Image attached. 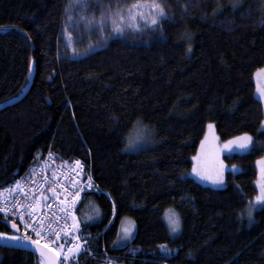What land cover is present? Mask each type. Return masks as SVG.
Returning a JSON list of instances; mask_svg holds the SVG:
<instances>
[{
  "label": "trees",
  "instance_id": "1",
  "mask_svg": "<svg viewBox=\"0 0 264 264\" xmlns=\"http://www.w3.org/2000/svg\"><path fill=\"white\" fill-rule=\"evenodd\" d=\"M168 2L162 35L139 19L124 23V35L109 23L98 35L99 11L91 25L73 27L68 0H0V106L17 100L34 72L26 96L0 111V189L27 177L38 155L86 167L109 199L77 200L79 232L90 238L79 264H264V207L251 223L246 216L264 158L253 82L264 69V3L242 0L233 11L230 0ZM246 9L252 14L241 16ZM137 122L154 143L125 152ZM210 123L222 142L245 133L255 142L223 156L238 171L219 190L184 178ZM167 212L179 216L177 234ZM124 220L133 221L134 237L117 247ZM5 222L0 232L9 235ZM38 262L0 247V264Z\"/></svg>",
  "mask_w": 264,
  "mask_h": 264
},
{
  "label": "snow or ice",
  "instance_id": "2",
  "mask_svg": "<svg viewBox=\"0 0 264 264\" xmlns=\"http://www.w3.org/2000/svg\"><path fill=\"white\" fill-rule=\"evenodd\" d=\"M264 3V0H261ZM140 4V0H109L108 3H105L104 0H68V3L65 5V18L72 23L73 27H79L81 21H84L86 25H91L93 21L97 19L96 12L99 11V23L96 25L98 33L102 34L105 31V25L107 23H111V27L113 32L124 35V22H125V14L127 13V19L130 21H137L138 19H146L152 26H154L151 30L153 32L160 31L161 35L163 34V29L160 25L168 19H172V16L168 13L167 8L171 7V4L168 0H151L150 8L154 10V14L150 17H144L143 13L137 12L136 9ZM242 4V0H230V7L233 11H235ZM95 5V7H93ZM186 7V6H185ZM75 12V16L71 13ZM245 14L251 15V10L246 9L245 12H241V16ZM261 23H264V17L261 18ZM134 28H138V24L131 25ZM188 39L191 40V36H188ZM188 51H191V45L189 44ZM262 97H264V93H261ZM209 127H212L210 124ZM261 130L264 131V121L261 122ZM239 142V146L242 149H248L249 145L255 147V142L253 137L247 135L235 138ZM137 141L147 142V136L142 134L138 136L136 139L130 138L126 148H133ZM232 141H228L227 144L230 145ZM227 146V145H226ZM195 160L196 157H193ZM77 165L79 162L77 161ZM192 171L197 175H200L203 179L211 180L213 184H222L223 181L220 177V172L217 170L215 176L213 175H204L197 170L194 166ZM91 180V177H88ZM58 183V182H57ZM73 188L76 187L75 184L72 185ZM22 190V189H21ZM67 191V189H65ZM47 192L52 194V197L56 198L59 201V211L64 213V216H59L55 212L53 215L56 216V220H49L47 223L43 218H40L37 215V210L39 207L44 206L49 209L53 208L51 203H48L49 197L44 195V192L41 191L39 196H32L31 202L25 203L20 201L17 197H13L15 203H4L0 204V213H8L10 212L12 216L18 217L20 223L23 224L25 230L31 229L37 239L32 240L30 236H25L22 238H17L15 236L9 237L10 240H30L32 244L37 246V251H39L41 257V264H79V259L85 255H88L90 252L89 247H84L83 251H81L82 245H84L83 241H80L78 233L73 235L71 239L67 238V234L71 233L73 229L79 228L78 222L73 218V223L71 227L67 225V216L70 215V211L68 208L64 207L66 204L65 199L59 198V193L57 192L54 186H50L47 188ZM72 197V202L74 203L76 198L79 196V192H70L68 193ZM30 193H25V200H28ZM41 200L44 201L43 205H41ZM256 203H249L247 205L246 216L248 218L249 223L253 221V211L257 207H264V187L261 188L260 194L255 197ZM23 209V210H21ZM60 220L64 221V228L53 230L52 225ZM9 223L11 227L17 229L19 231L17 219L9 218ZM169 227L172 232H177L180 230L181 224L179 216L175 213L169 219ZM65 233V235H61V233ZM130 234V229H125V236L127 237ZM5 233L0 232V238L4 237ZM53 237L56 240H65L67 239V250L66 244L61 242L58 245L53 241ZM44 238L49 242L54 244V247H57L59 251L55 254L47 251L48 244H45L43 247L40 246V239ZM115 243V242H114ZM62 255V258H60Z\"/></svg>",
  "mask_w": 264,
  "mask_h": 264
},
{
  "label": "rangeland",
  "instance_id": "3",
  "mask_svg": "<svg viewBox=\"0 0 264 264\" xmlns=\"http://www.w3.org/2000/svg\"><path fill=\"white\" fill-rule=\"evenodd\" d=\"M150 4H151V1H146V3L139 5L136 11L143 13L144 17H150L151 15L154 14V10L150 8ZM139 20L148 22L146 19H139ZM129 22H133V21H130L127 19V13H126L124 23H129ZM109 25H111L110 22H109ZM96 31H97L96 33H98V30ZM98 35H101V34L98 33ZM253 82L255 85V97L257 100L261 102L263 110H264V97H262L261 95V93H264V69L256 72L255 76L253 77ZM210 124L212 125V127H209ZM210 124H207L205 128L203 139L200 142L197 153L194 156L196 157V159L195 160L193 158L191 159L192 168L190 172H188L185 175L184 178H191L197 183L201 184L202 186H205V187H208L214 190H219V189L224 188L225 186L226 173L229 171L231 172L238 171V169L236 168L229 169L223 162V156L231 155V154H245L246 152L249 151L251 145L248 146V149H242L239 146V142L235 138L231 139L232 143L230 145L227 144L228 141H225V142L220 141L216 135L214 124L212 123ZM142 134H145L147 136L146 143L143 141H137L136 145L133 148H126V145L128 144V141L130 138L136 139L138 136ZM243 136H239V137L242 138ZM153 143H154V135L151 129H149L146 125L142 124L141 122H137L126 138L124 151L129 152V153L139 152V151L150 148L153 145ZM80 164L81 163L77 165V161H74L72 162V164L69 165V167H72L73 169L74 168L78 169L81 166ZM194 166L197 168L199 172H201L204 175L215 176L217 170H219L220 177L223 183L213 184L211 180L201 178L200 175H197L196 173L192 171ZM256 171H257V179L255 182V188H256V196H257L260 194L261 188L264 187V158H261L256 162ZM255 197L251 201H249L248 204L256 203ZM260 208L261 207H257L253 211V213ZM173 214L174 213L172 212H167L164 216L169 232L172 235L177 234L179 232V231L172 232L170 230L169 219L173 216ZM126 228L130 229V234L127 237L125 236ZM134 232H135V225L133 221L124 220L120 227L119 236L117 238L115 245L117 247H122L126 245L127 243H129L134 237ZM4 237H8V236L5 235ZM87 245L88 244H86L85 246L87 247Z\"/></svg>",
  "mask_w": 264,
  "mask_h": 264
},
{
  "label": "built area",
  "instance_id": "4",
  "mask_svg": "<svg viewBox=\"0 0 264 264\" xmlns=\"http://www.w3.org/2000/svg\"><path fill=\"white\" fill-rule=\"evenodd\" d=\"M72 167L69 166H63L56 162L49 153H46L45 155H38L37 156V162L32 166L30 173L27 175L26 178H24V186L17 188L16 186L8 187L4 189L0 193V204L4 203H15L13 200V197H17L20 201H23L25 203L31 202V197L39 196L40 192L43 191L44 195L49 197L48 203H51L53 205L52 209H49L47 207L41 206L37 210V215L40 218H43L45 222L47 223L49 220L55 221L56 216L53 215V212H55L59 216H64V213L59 211V208L61 207L59 205V201L52 197V194L50 192H47V188L50 186H54L59 193L60 199H65L66 204L64 207L68 208L70 211V215L67 216V225L71 227L73 223L74 211L75 207L77 205V200L81 195V190L84 188H96V186L93 184L91 180L88 179V175L85 174V172L81 169H78L76 171H72ZM53 173V175H51ZM58 182V183H57ZM75 184L76 187L73 188L72 185ZM22 189V190H21ZM67 189V191H65ZM79 192V196L76 198L75 202H72V197L68 194L70 192ZM30 193L28 200H25V193ZM44 201L41 200V205H43ZM23 210V209H21ZM0 217L6 218L9 220L11 219H17L18 227H19V233L18 237L22 238L25 236H30L32 240L37 239L35 236V233L31 231V229L25 230L23 227V224L20 223L18 217L12 216L10 212L8 213H0ZM53 230L55 229H62L64 228V221L60 220L56 223H53L52 225ZM78 233L80 241H83L84 235H82L79 230L73 229L71 233L67 234V238L71 239L73 235H76ZM61 235H65V233H61ZM53 241L55 244H59L61 242L66 244V248L64 251L67 250V239L65 240H56L55 237H53ZM45 244H48V247L51 251L56 253L59 251L57 247H54V244L52 242H49L48 240L41 238L40 239V245L44 246ZM62 258V255L61 257Z\"/></svg>",
  "mask_w": 264,
  "mask_h": 264
},
{
  "label": "water",
  "instance_id": "5",
  "mask_svg": "<svg viewBox=\"0 0 264 264\" xmlns=\"http://www.w3.org/2000/svg\"><path fill=\"white\" fill-rule=\"evenodd\" d=\"M33 74L34 73H33V68H32L31 81L29 82L27 88L23 91V93L21 94V96L17 100H15L12 103H9L7 105L0 106V111H2L5 108L11 107V106L17 104L26 96V94L28 93V91L31 87V84H32ZM5 224H6L7 228L9 229L10 233H12V234L17 233V229L12 228L9 221H6ZM40 246L43 247L42 245H40ZM0 247L22 250V251L31 253L38 258L40 257L39 251H37V246L32 244L31 241H19V240H16V241H14V240L8 241L7 240V241H5V240H0ZM46 250L49 252H52L49 248H47Z\"/></svg>",
  "mask_w": 264,
  "mask_h": 264
},
{
  "label": "bare ground",
  "instance_id": "6",
  "mask_svg": "<svg viewBox=\"0 0 264 264\" xmlns=\"http://www.w3.org/2000/svg\"><path fill=\"white\" fill-rule=\"evenodd\" d=\"M33 68V67H32ZM34 73V72H33ZM31 81V80H30ZM27 88V87H26ZM12 103V102H11ZM7 105V104H6ZM51 155V154H50ZM43 156V155H42ZM53 158V157H52ZM37 162V157H36V159H35V162L33 163V165L35 164ZM32 165V166H33ZM81 166L78 168V169H81V170H86L87 168L86 167H84L82 164H80ZM77 168H74V169H72V171L74 172V171H76V170H78ZM30 172V171H29ZM85 172V171H84ZM90 174V173H89ZM28 175V174H27ZM51 175H53V173H51ZM91 175V174H90ZM26 178V177H25ZM93 181V180H92ZM24 182V179H21V180H17V181H15L14 183H12L11 185H9L8 187H13V186H16L17 188H20V187H22V186H24L25 184L23 183ZM8 187H6V188H8ZM6 188H2V189H0V193L4 190V189H6ZM86 194H95V195H99V194H101V195H104L105 197H107L108 199H109V197H108V195L106 194V193H104V192H102V191H100V190H98L97 189V187L94 189V188H84V189H82L81 190V195L80 196H83V195H86ZM4 220V219H3ZM84 235V234H83ZM0 240H5V241H12V240H10V239H8V237H2V238H0ZM90 240V238H88V236H84V238H83V242H84V245H82V248H81V251H83V249H84V246L86 245V244H88L89 241ZM88 246V245H87ZM90 256V255H89ZM111 260V259H110ZM38 261H40V262H38V264H41V257H39L38 258ZM107 263H110V261H107ZM107 263H105V264H107Z\"/></svg>",
  "mask_w": 264,
  "mask_h": 264
}]
</instances>
